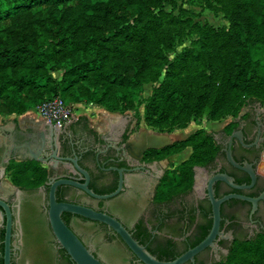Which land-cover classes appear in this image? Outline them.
Here are the masks:
<instances>
[{
  "label": "trees",
  "instance_id": "16d2710c",
  "mask_svg": "<svg viewBox=\"0 0 264 264\" xmlns=\"http://www.w3.org/2000/svg\"><path fill=\"white\" fill-rule=\"evenodd\" d=\"M198 1L217 3L229 24L200 26L198 48L169 61L156 36L170 15L164 6L176 7L178 0H0V115L21 114L60 96L72 106L86 102L120 113L144 105L146 123L160 127L203 114L210 120L236 116L250 100L264 104V0ZM151 81L158 85L145 98ZM186 147L190 156L165 174L158 198L190 188L194 166L217 150L199 129L166 147L165 155ZM10 167L24 187L43 184L49 174L31 160ZM41 223L40 233L25 229L37 264H49L43 248L49 229ZM256 250L264 264V245H236L225 261L253 264Z\"/></svg>",
  "mask_w": 264,
  "mask_h": 264
},
{
  "label": "flooded vegetation",
  "instance_id": "af4514ba",
  "mask_svg": "<svg viewBox=\"0 0 264 264\" xmlns=\"http://www.w3.org/2000/svg\"><path fill=\"white\" fill-rule=\"evenodd\" d=\"M16 115L2 117L3 124L12 131ZM126 117L118 112L106 117L99 127L92 125L86 116H74L65 125L52 124L50 129L45 126L47 121L30 123L23 131L34 133L36 138L30 140L24 135L0 140V200L8 205L11 214V264H37L34 257L37 251L25 227L30 228L31 233H40L41 221L49 229L46 228L49 234L43 240L49 264H72L52 231L48 200L54 181L66 177L83 181L84 176L64 160L77 156L90 173L89 187L94 192L111 194L120 190L102 199L78 187L61 185L57 188L58 201L82 204L112 215L162 261L176 259L211 233L215 214L208 185L211 178L220 173L228 174L239 187L217 180L213 183L214 197L220 200L227 195L237 196L221 202L219 233L213 245L183 264H221L236 245L257 247L264 244L263 103L250 100L219 130L207 131L217 148L214 156L194 166L190 188L177 189L168 199L158 198L160 183L165 174L182 161L172 165L173 154L165 155L168 146L147 148L138 159L127 154L123 144L137 137L141 129L133 125L132 116ZM31 151H39L41 160L30 159ZM228 151L236 164L229 160ZM26 160L38 162L48 170L43 184L24 187L15 183L10 166ZM62 216L104 264L111 263L100 255L99 249L113 259L112 264H145L107 224L70 212ZM7 224L8 213L0 206V264L1 257L4 261Z\"/></svg>",
  "mask_w": 264,
  "mask_h": 264
},
{
  "label": "water",
  "instance_id": "95a60500",
  "mask_svg": "<svg viewBox=\"0 0 264 264\" xmlns=\"http://www.w3.org/2000/svg\"><path fill=\"white\" fill-rule=\"evenodd\" d=\"M52 124L53 123L51 122H46L45 126L48 129H50ZM18 128L19 127L16 124L14 131H12L4 124L0 125V140L2 138H8V137L13 138L24 135L26 136L25 137L26 139L29 138L30 140L32 139V137L33 138L37 137L36 135H34V133L27 134L23 131V129H18ZM173 142H174L173 139L167 133H156L148 130H141L137 135V137L132 138L123 144V150L131 157L138 159L141 157V155L147 148L160 149L171 145ZM29 147L32 150V147L31 146ZM38 155H39V151L37 152L31 151L29 158L34 160H41L38 158ZM228 158L230 161L236 164L235 160L232 157L231 151H228ZM64 160L70 162L73 165L75 171L81 173L84 176V179L83 181H81L79 179L66 177V178H60L54 181L53 183H51V187L49 191V200H48V205H49L48 217L52 231L57 241L59 242L60 246L66 250V252L69 254L70 258L74 261L75 264H104V263L85 245V243L80 239V237L75 233V231L64 221L62 216L64 212H70L91 220H97L112 227L121 236V238L125 241V243L132 250V252L145 264H183L188 260H193L195 255L201 252L206 247L213 245V242L219 233L221 202L230 197L237 196V195H227L220 200L216 199L214 197V192H213V183L217 180H222L231 185L239 187L233 183L232 178L226 173H220L214 176L213 178H211L210 183L208 185V190L210 197L212 199L213 211L215 214V222L211 230V233L201 243L189 249L187 252L177 257L176 259L171 261H162L158 259L155 255H153L145 245H142L138 240H136L133 237L132 233L118 219H116L112 215L102 211L95 210L94 208L82 204L72 203L68 201H58L57 188L61 185H71L74 187H78L86 191L90 195L102 199L112 197L116 195L120 190L119 188L117 191L111 194H98L94 192L89 187L90 173L86 168H84L79 163L78 156L65 157ZM177 160H178V156L173 155L171 158L172 165H176ZM247 169L250 170V167H247ZM0 206L3 207L8 213V224L6 228L5 250H4V264H11L12 263L11 214L9 212L8 205L4 203L2 200H0ZM99 253L106 261L112 264L113 259L110 256H108L103 250L99 249Z\"/></svg>",
  "mask_w": 264,
  "mask_h": 264
},
{
  "label": "rangeland",
  "instance_id": "374dc122",
  "mask_svg": "<svg viewBox=\"0 0 264 264\" xmlns=\"http://www.w3.org/2000/svg\"><path fill=\"white\" fill-rule=\"evenodd\" d=\"M164 8L167 12H170V15L166 16V18L163 20V26L159 28L156 39L159 46L164 49L167 60L169 61H172L186 48H198L199 44L197 40L200 37V26L211 25L215 28H220L229 24L228 20L224 16L222 9L217 3H214L213 6H209L207 4L200 3L198 0H178L176 7H174L172 4H166ZM158 11L159 10H156V12ZM159 62L163 63V60L159 59ZM197 62L198 61H196V63ZM195 70V68L191 69L192 72L194 71L193 73L197 72ZM164 74L165 69L162 70L160 80L164 78ZM156 85L158 84L152 81L144 85L145 98L151 95L153 87ZM73 107L76 117L86 116L87 118H89L92 125L98 127L101 126L102 123H105L104 121H106V117H113L116 113H118L111 112L103 106L89 104L86 102L75 103L73 104ZM31 110L18 115H25L26 118H32L35 113ZM144 112V105H142L137 110H126L124 112V116H132L134 119L133 125L136 124V127L141 130H159L163 133L169 134L173 140L185 139L199 129H203L209 132H215L221 128L226 120H229L231 118V116L229 115L217 120H210L206 117L205 114H203L199 117L192 116L185 123H183L181 120L176 123H167L164 126L155 127L146 123L144 119ZM191 151V147H186L182 151L174 153L173 155L178 156L176 164L183 161L184 159H187L190 156ZM259 246L260 245L255 247L251 245V248L252 250H254ZM261 254V251H254L252 255L253 260L255 259L253 261V264H262L260 256ZM235 261L233 260L232 263L243 264L240 263L242 259H236ZM227 262L226 264H229Z\"/></svg>",
  "mask_w": 264,
  "mask_h": 264
},
{
  "label": "built area",
  "instance_id": "2783aa9c",
  "mask_svg": "<svg viewBox=\"0 0 264 264\" xmlns=\"http://www.w3.org/2000/svg\"><path fill=\"white\" fill-rule=\"evenodd\" d=\"M31 111L57 126L65 125L75 116L74 107L66 103L60 96L39 104Z\"/></svg>",
  "mask_w": 264,
  "mask_h": 264
},
{
  "label": "crops",
  "instance_id": "0c3cea01",
  "mask_svg": "<svg viewBox=\"0 0 264 264\" xmlns=\"http://www.w3.org/2000/svg\"><path fill=\"white\" fill-rule=\"evenodd\" d=\"M2 117H6V116H0V125L3 124ZM16 118L17 119L15 123L18 125L19 127L18 129H27L30 123L45 122V120L37 114L36 115L34 114L32 118H26L25 115H16Z\"/></svg>",
  "mask_w": 264,
  "mask_h": 264
}]
</instances>
